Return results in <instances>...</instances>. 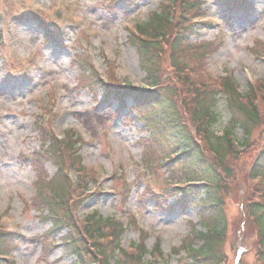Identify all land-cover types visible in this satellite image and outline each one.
<instances>
[{
	"label": "rangeland",
	"instance_id": "374dc122",
	"mask_svg": "<svg viewBox=\"0 0 264 264\" xmlns=\"http://www.w3.org/2000/svg\"><path fill=\"white\" fill-rule=\"evenodd\" d=\"M161 1L0 0V226L19 230L25 237L18 249L11 250L17 264H76L62 246L51 245V241L60 245L65 232L52 236V225L45 220L47 212L41 214L33 204L38 181L43 178L51 183L60 172L53 162L41 156L38 167L35 162L27 163V158L41 148L37 122L53 126L52 132L60 137L63 131L74 129L84 139V144L80 143L84 164L100 172L104 196L98 202L88 201L79 210L80 217L92 212L124 221L135 217L138 229H151L154 238L160 237L162 251L169 256L164 264H192L180 245L188 242L192 229L201 224L203 208L198 199L205 189L193 190L186 200L180 198L181 194L165 199L169 191L166 184L187 177L182 165L166 171V167H160L166 155L180 150L177 141L148 111L141 108L140 112L137 104L134 109L117 113L119 102L106 98L105 90L90 72L84 76L74 66L75 58L81 56L101 74L108 75L107 57L116 63L114 72L128 85L148 89L140 52L131 44L132 33L128 30L147 22L159 10ZM203 1L206 17L200 22L208 25L194 26L192 42H215L219 49L207 50L202 66L214 78L232 75L245 99L251 83L264 85V59L256 57L258 51L264 54V0H250V14L235 10L239 7L228 9L223 0ZM38 18L50 21L61 35L59 44L47 39ZM204 52L201 49L198 54ZM189 73L203 76L202 68L197 66L190 68ZM218 109L221 123L215 131L221 133L229 126L232 113L226 99L219 101ZM259 116L261 123L254 128L248 144V153L252 154L264 135V112ZM235 132L236 138H244L242 131ZM249 161L241 159L235 169L227 162L225 166V175L234 183L222 210L228 226L225 264H236L240 257L237 264H257L260 247L256 229L251 226V217L250 221L247 216L243 218L236 205V199L250 198L255 190L251 184L250 189L247 187ZM191 169L199 180L213 178L212 174L201 175V165ZM125 179L133 191L127 192ZM154 238L148 242L149 248L154 245ZM139 241V231L129 228L122 246L127 250Z\"/></svg>",
	"mask_w": 264,
	"mask_h": 264
},
{
	"label": "trees",
	"instance_id": "16d2710c",
	"mask_svg": "<svg viewBox=\"0 0 264 264\" xmlns=\"http://www.w3.org/2000/svg\"><path fill=\"white\" fill-rule=\"evenodd\" d=\"M223 1H226L229 7H233L235 3L238 7L243 4V0H238V3L237 0ZM202 3V0H162L159 11L152 13L147 22L136 25V32H132L131 44L139 50L141 67L150 84L157 87L155 92H141L131 85H128L126 90L122 89L115 78V64L105 58L111 77L110 84L105 87L106 93L108 92L109 97L118 101H121L122 98H130L137 104L139 110L144 108L161 122L170 131V135L177 141L179 147L185 148L186 151L190 150V155L182 163V169L187 174L192 170L191 166H195L196 163L204 168L210 167V162H207V157H204L203 147L196 142L191 134L189 119L198 125L196 128L198 135L210 134L212 128L219 122V113L216 109L218 103L221 99H226L232 113V125L221 139L215 137L212 131V135L209 137L211 141H208L209 145L211 144V147L208 146L210 150L212 149L214 154L221 155L222 160H225L226 145L229 146L228 137L234 135L237 129L244 133L243 144H246L250 149L251 145H248L250 138L261 123L259 113L264 112V85L259 84L255 89L251 87L244 99L231 77L211 79L204 74L202 69L204 80H200L199 83L189 76L184 78L183 62L185 59L204 58L208 54L207 50L213 47V44H203L193 49L189 45V37H185L187 32L189 35L192 34L190 29L192 28L190 27L192 19L202 14L200 10ZM39 24L47 39L54 40L56 32L51 27L50 21L40 19ZM185 46L188 49L184 50ZM201 49H204L205 52L198 54ZM185 51L194 56L188 57ZM259 52L256 55L264 56ZM90 64L89 60H83L81 56H77L74 61V66L79 67L84 76L90 72L93 79L99 81V75ZM110 87L114 88L111 92L109 91ZM260 93L262 96H259ZM37 128L41 132V139L48 143L45 145V154L43 156L35 155L30 162H35L38 167V162L41 163L42 158H45L47 161L53 162L60 172L51 183H47L43 178L38 181L37 194L33 204L41 214L47 212L45 220L52 222L55 226H64L69 229V237L65 239L69 254L75 255L80 263H84L81 254L85 251L92 253V260L98 259L95 262L97 264H126L127 262L144 264L142 257L136 259L119 249V240L124 234V227L94 215L88 217L85 226H82L75 216L77 204L73 203L71 207L69 206V202L72 201L71 196L76 189H88L85 179L77 177L76 188L70 184L63 172L64 169L74 167L79 162V155L75 152L77 142L74 141V137L76 134L74 132L67 133L65 141L62 142L54 136L49 125L37 122ZM229 151L235 154L232 149ZM254 152L258 154L253 162L252 173H264V135L261 136L260 144ZM212 194L211 191L206 192V204L211 202L217 204V199ZM215 204L210 205L216 206ZM256 213L261 214L260 223L264 237V205L257 206ZM225 221L224 213L219 208L214 209L211 215L203 218L202 223L208 231L206 233L197 232L191 247L192 259L195 257L201 259L198 264H219L224 252ZM18 241L17 237L7 234L0 227V257L10 255L11 250L17 247ZM104 241L105 246L100 245V242ZM112 242L115 243L113 253L116 255H112L107 249ZM98 244L100 246H97ZM262 261L264 264V257Z\"/></svg>",
	"mask_w": 264,
	"mask_h": 264
}]
</instances>
